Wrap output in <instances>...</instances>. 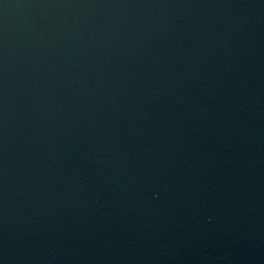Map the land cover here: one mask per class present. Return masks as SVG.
I'll return each mask as SVG.
<instances>
[{
	"label": "water",
	"instance_id": "obj_1",
	"mask_svg": "<svg viewBox=\"0 0 264 264\" xmlns=\"http://www.w3.org/2000/svg\"><path fill=\"white\" fill-rule=\"evenodd\" d=\"M0 264H264V0H0Z\"/></svg>",
	"mask_w": 264,
	"mask_h": 264
}]
</instances>
